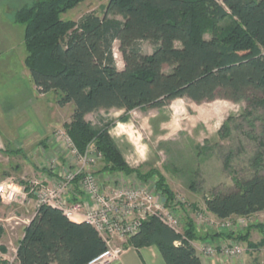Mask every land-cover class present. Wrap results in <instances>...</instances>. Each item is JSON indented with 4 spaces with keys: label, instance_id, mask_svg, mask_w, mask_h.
Wrapping results in <instances>:
<instances>
[{
    "label": "trees",
    "instance_id": "trees-1",
    "mask_svg": "<svg viewBox=\"0 0 264 264\" xmlns=\"http://www.w3.org/2000/svg\"><path fill=\"white\" fill-rule=\"evenodd\" d=\"M84 1L34 0L18 8L14 20L25 25L26 66L38 93L58 92L60 107L73 103L65 129L80 154L93 146L103 156L102 172L149 177L129 165L109 129L96 130L87 120L98 109L162 108L179 98L246 101L247 114L256 115L264 133V0H109L103 17L90 13L79 22L62 19ZM226 20L229 24L222 26ZM142 40L156 43L152 54L142 52ZM115 41L125 61L122 70L114 57ZM261 145L251 177L236 179L233 191L205 199L208 211L219 219L264 212ZM157 186L168 202L174 198L162 175ZM197 239L192 221L182 236L151 215L127 247L156 246L166 264H205L190 244ZM107 248L91 223L72 221L61 209L41 205L25 227L17 260L89 264Z\"/></svg>",
    "mask_w": 264,
    "mask_h": 264
},
{
    "label": "rangeland",
    "instance_id": "rangeland-1",
    "mask_svg": "<svg viewBox=\"0 0 264 264\" xmlns=\"http://www.w3.org/2000/svg\"><path fill=\"white\" fill-rule=\"evenodd\" d=\"M33 1H0V66H4L0 83L8 77L9 60H20L27 54L24 24L15 23L13 19L18 8ZM218 1L223 3L224 0ZM108 2L85 0L61 17L77 22L90 13L103 17ZM109 17L124 20L121 15L110 14ZM228 24L227 20L221 23L222 26ZM210 37V34L206 35L207 39ZM138 44L144 54H152L156 46L151 40H142ZM113 51L118 69H124L125 61L119 41L114 42ZM37 94L39 100L36 108L43 106L45 126L49 120L48 110L54 112L53 117L58 118L54 120L55 130L50 131L45 140L37 141L31 137L18 140L21 145H16L18 141L12 138L8 128L16 125L17 121L7 122L6 116L0 115V185H14L16 189H26L28 192L25 190V194H19L11 203L4 202L0 196V264H19V242L24 236L25 227L39 208L37 199L30 193L31 183H56L65 172L77 168V159L68 149L69 135L64 126L72 121L73 103L60 107L57 103L58 92L51 91L43 95L37 91ZM247 106L246 101L237 103L221 98L202 103L179 98L162 108L141 107L131 111L98 109L87 115V120L96 130L109 129L129 165L143 175H149L143 179L136 173L111 172L116 173L112 174L113 177L120 176L115 179L113 187L145 188L154 193L163 208L175 212L177 228L182 236L185 235L187 224L192 221L198 239L190 241V244L203 259L209 257H205L198 247L212 244L218 250L213 257L218 258L221 264L242 261L251 256L252 261L264 264V212L247 217V223L243 224L239 223V217L219 219L205 205V199L213 193L233 191L236 189V179L253 175L252 161L262 150L264 133L256 115L247 114ZM62 120L67 121L63 124ZM48 138H54L56 145L48 147L45 143ZM86 158L89 172L96 176L102 172L103 156L93 146H90ZM159 175L165 178L174 193L170 202L157 186ZM77 180L81 182L80 178ZM102 186L109 192L110 187ZM75 187L71 192L73 199L84 195L80 189L82 183ZM221 236L225 241H218ZM229 241H240L246 247V252L241 256H226L220 248ZM250 243L257 244L258 248L250 249ZM122 246L124 251L130 248L127 242Z\"/></svg>",
    "mask_w": 264,
    "mask_h": 264
},
{
    "label": "built area",
    "instance_id": "built-area-1",
    "mask_svg": "<svg viewBox=\"0 0 264 264\" xmlns=\"http://www.w3.org/2000/svg\"><path fill=\"white\" fill-rule=\"evenodd\" d=\"M67 141L70 153L77 159V168L65 172L56 183L42 184L34 181L30 185V193L37 199L39 207L50 205L59 208L72 221H85L96 227L108 248L89 264H113L119 260L124 252L122 245L138 232L141 223L151 215H157L179 233L175 212L163 208L154 193L145 188H117L107 192L99 178L88 171L86 155L89 149L85 154H80L70 136H67ZM77 182L82 183L80 189L85 195L81 199L71 198V192L76 189ZM25 190L2 183L0 196L4 202L11 203L19 194H25ZM238 220L239 223H247V217H239ZM198 250L209 258L218 253L217 247L212 244L201 245ZM246 250L240 241H229L220 248L223 254L232 257L241 256Z\"/></svg>",
    "mask_w": 264,
    "mask_h": 264
},
{
    "label": "crops",
    "instance_id": "crops-1",
    "mask_svg": "<svg viewBox=\"0 0 264 264\" xmlns=\"http://www.w3.org/2000/svg\"><path fill=\"white\" fill-rule=\"evenodd\" d=\"M24 44H25V40H24ZM26 58H27V54L25 55L24 58L20 60L12 58L9 60L10 64L7 62L8 63L7 66L8 69H10V71L8 72L9 74L7 79L5 81L1 80L0 83V115L3 116L5 115L6 116L5 120L7 122L17 121L16 125H13L11 128H8V131L12 135V138L18 141L20 139L24 140L31 137L33 138L35 137L37 141L38 140L43 141L50 134L49 133L50 131L55 130V127L53 126L54 120L58 118L53 117L54 112H50L48 110L49 113L47 119L49 120L47 121V125L45 126V122H44L45 121L44 118L46 119L45 110L43 106L42 108L41 107L36 108L39 99H38L36 86L31 78L29 69L26 66ZM3 68L4 66H0V74L4 72ZM66 121L67 120L65 121L62 120V123L65 124ZM55 124H58V122L55 121ZM2 130H4V128H2ZM6 135L9 136L8 134ZM37 141L35 144H37ZM53 141L54 138H48L45 143L47 144L48 147L50 146L51 148L53 145H56ZM15 144L20 146L21 142L18 141ZM112 174H116V173L103 171L97 174L102 184L106 185L107 187H110L109 192L113 189H116L115 187H113L114 181H116L115 179L120 178L119 175L118 177L115 176L113 177ZM47 177L52 178L49 175ZM218 241L221 242L225 241V238L221 236V238H218ZM252 258L253 257L251 256L246 259H243L242 261H232L227 264H249L254 262L252 261ZM203 261L205 262V264H221L218 262V258L215 257L203 259ZM114 264H166V263L158 248L156 246H149L140 249H136L133 247L126 249L121 255L119 261H117Z\"/></svg>",
    "mask_w": 264,
    "mask_h": 264
},
{
    "label": "water",
    "instance_id": "water-1",
    "mask_svg": "<svg viewBox=\"0 0 264 264\" xmlns=\"http://www.w3.org/2000/svg\"><path fill=\"white\" fill-rule=\"evenodd\" d=\"M1 1V0H0Z\"/></svg>",
    "mask_w": 264,
    "mask_h": 264
}]
</instances>
